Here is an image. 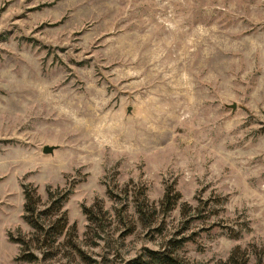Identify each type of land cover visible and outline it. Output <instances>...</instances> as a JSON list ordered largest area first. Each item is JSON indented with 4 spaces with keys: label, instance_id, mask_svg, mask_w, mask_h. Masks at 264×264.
<instances>
[{
    "label": "rangeland",
    "instance_id": "obj_1",
    "mask_svg": "<svg viewBox=\"0 0 264 264\" xmlns=\"http://www.w3.org/2000/svg\"><path fill=\"white\" fill-rule=\"evenodd\" d=\"M165 249L264 264V0H0V264Z\"/></svg>",
    "mask_w": 264,
    "mask_h": 264
},
{
    "label": "trees",
    "instance_id": "obj_2",
    "mask_svg": "<svg viewBox=\"0 0 264 264\" xmlns=\"http://www.w3.org/2000/svg\"><path fill=\"white\" fill-rule=\"evenodd\" d=\"M34 197V195L32 194ZM31 194L29 191H25V212L26 214L24 215V218H26L27 222L34 228L36 231L42 230V224L40 225V221L38 220L37 217V212H36V206H35V200L32 198ZM181 195L177 192H175L171 187L166 189V192L164 193V196L161 200V204L164 207L165 211H169L174 207V205L177 204V202L180 200ZM187 207V206H186ZM29 212V213H28ZM139 212L142 214H145V210L141 206L139 208ZM64 224V221L63 223ZM51 230H53L54 227H49ZM62 227L58 228V233H60ZM56 231V232H57ZM237 250V249H236ZM237 255L234 252L231 253L230 257L228 258V263L232 262L234 260H237ZM29 260V259H28ZM128 264H184L177 255L173 254V251L169 250H162V251H157V250H147L146 251V256L142 257H136L131 259ZM242 264V263H241ZM243 264H246V261H244Z\"/></svg>",
    "mask_w": 264,
    "mask_h": 264
},
{
    "label": "water",
    "instance_id": "obj_3",
    "mask_svg": "<svg viewBox=\"0 0 264 264\" xmlns=\"http://www.w3.org/2000/svg\"><path fill=\"white\" fill-rule=\"evenodd\" d=\"M233 108H235V107L233 106ZM55 148H56V146H54V145H44L42 148V152L44 154H50V153H53Z\"/></svg>",
    "mask_w": 264,
    "mask_h": 264
}]
</instances>
